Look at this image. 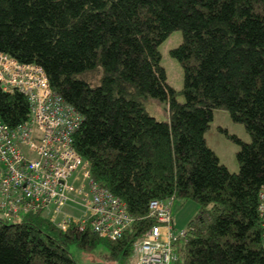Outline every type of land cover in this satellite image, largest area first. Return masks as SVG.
I'll use <instances>...</instances> for the list:
<instances>
[{"label":"trees","instance_id":"trees-1","mask_svg":"<svg viewBox=\"0 0 264 264\" xmlns=\"http://www.w3.org/2000/svg\"><path fill=\"white\" fill-rule=\"evenodd\" d=\"M174 30L183 102L158 51ZM0 53L40 66L82 116L74 148L133 218L109 240L74 223L62 230L44 213L0 216V264H78L73 247L96 252L91 264H135L133 245L155 223L149 202L178 197L199 210L172 243V264H264V0H0ZM149 99L165 121L146 112ZM216 109L250 136L234 137L237 173L205 143ZM28 120L26 97L0 87V121Z\"/></svg>","mask_w":264,"mask_h":264},{"label":"built area","instance_id":"built-area-1","mask_svg":"<svg viewBox=\"0 0 264 264\" xmlns=\"http://www.w3.org/2000/svg\"><path fill=\"white\" fill-rule=\"evenodd\" d=\"M0 87L24 95L29 120L10 128L0 121V216L17 220L44 213L62 230L77 224L99 237L116 240L133 218L126 205L92 178L90 166L75 150L73 135L82 116L54 93L43 69L0 53ZM172 201L152 200L148 215L155 223L133 245L135 264H172ZM257 214L264 248V186Z\"/></svg>","mask_w":264,"mask_h":264},{"label":"rangeland","instance_id":"rangeland-1","mask_svg":"<svg viewBox=\"0 0 264 264\" xmlns=\"http://www.w3.org/2000/svg\"><path fill=\"white\" fill-rule=\"evenodd\" d=\"M181 41V31L174 30L158 46L160 65L165 71L166 81L177 92L176 99L179 102H183L184 99L180 93L183 86V72L179 62L170 56L169 51L176 48ZM144 108L156 120H166L167 115L161 102L149 99L144 103ZM234 137L244 143L250 141V136L241 123L234 122L225 110H214L212 119L204 134L205 143L215 153L220 164L226 166L230 172L237 173L239 168L236 153L240 149V145ZM198 210L199 205L194 201L179 197L173 199L170 212L174 233H180L188 222L194 218ZM71 252L78 264H91L97 259L96 252L87 254L75 247L72 248Z\"/></svg>","mask_w":264,"mask_h":264},{"label":"bare ground","instance_id":"bare-ground-1","mask_svg":"<svg viewBox=\"0 0 264 264\" xmlns=\"http://www.w3.org/2000/svg\"><path fill=\"white\" fill-rule=\"evenodd\" d=\"M175 247V246H174Z\"/></svg>","mask_w":264,"mask_h":264}]
</instances>
